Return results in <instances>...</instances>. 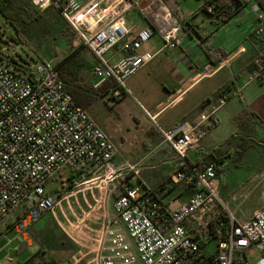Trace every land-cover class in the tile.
Masks as SVG:
<instances>
[{
  "label": "built area",
  "instance_id": "built-area-1",
  "mask_svg": "<svg viewBox=\"0 0 264 264\" xmlns=\"http://www.w3.org/2000/svg\"><path fill=\"white\" fill-rule=\"evenodd\" d=\"M13 1L0 0V6ZM23 1L38 10L59 12L73 31L72 50L84 46L92 54V76L99 83L112 81L114 94L127 93V79L157 53L180 45L182 20L162 0H148L144 7L128 0ZM252 1L257 21L254 36L264 45V11ZM215 5H207V12L213 14ZM132 8L145 15V29L126 28L122 16ZM154 34L161 40L160 48L141 52ZM112 49V54H121L115 61L112 54L106 55ZM59 62L46 57L35 70L0 62V219L22 206L14 228L26 233L61 200L76 194L60 198L45 192L44 184L67 168L81 178L75 188L85 184L77 190H96L91 212L99 216L96 229L85 225L90 214L84 216L89 220L77 218V227L73 224L66 232L77 246L73 264H264V200L247 220L239 221L214 188L224 164L211 163L200 170L186 159L187 152L216 125L215 111L229 94L218 96L212 109L200 113L194 122L183 120L169 129L155 125L162 142L178 158L169 185L191 190L179 201L181 193H174L170 186L156 195L133 185L138 163L112 162L115 145L88 111L74 102L59 77ZM259 74L254 70L248 81ZM110 199L112 216L108 214ZM79 228L96 235L92 246L76 240ZM211 242L214 249L207 254L204 249Z\"/></svg>",
  "mask_w": 264,
  "mask_h": 264
},
{
  "label": "crops",
  "instance_id": "crops-1",
  "mask_svg": "<svg viewBox=\"0 0 264 264\" xmlns=\"http://www.w3.org/2000/svg\"><path fill=\"white\" fill-rule=\"evenodd\" d=\"M128 1H139L141 7H144L148 0ZM162 1L168 10L182 20L183 31L180 35L179 47L157 53L151 61L129 77L126 81L127 93L114 94L109 89L108 92L97 97L86 110L118 149L120 141L116 139L115 131L119 128L123 132V127H126L128 145L123 151V156L126 160L129 159L125 155L130 156L139 163L138 175L131 177V183L132 179L136 178L144 190L161 195L163 189L169 186L161 184L177 167L178 158L162 139H155L153 142L149 135L142 137L140 128L147 124L160 138L155 125L169 129L183 120L194 122L200 113L212 109L218 99V93L224 91L229 94V98L215 111L216 125L206 133L196 148L187 152L186 159L193 165L204 162L208 153L237 131L233 118L243 108H247L259 120L257 122L256 118L251 120L254 131L253 141H249V144H252V148L238 152L233 145L230 149V157L239 162L236 169L240 172L250 171L247 174L248 179L252 176L256 181L259 179L264 182V81L259 79L248 81L250 72L247 69L264 51V45L254 36L257 21L251 10L253 1L246 0L245 6L221 23L217 18L203 11L205 3L209 0ZM219 1L232 2V0ZM122 17L126 28L132 31L143 30L147 25L145 15L138 8L129 9ZM188 25L200 33L202 41L189 33ZM160 46L161 40L158 34H154L140 51L154 53ZM204 50H207L214 60L222 55L223 58L217 63H212ZM113 52V49L109 50L106 55L109 56ZM82 55L85 65L79 73V83L96 89L101 83L91 74L93 56L85 49H82ZM112 55L111 61H115L121 54L116 52ZM134 134L142 137L141 142L132 141ZM251 150H254L255 157L260 159L252 172L251 168L248 170L244 168V163L251 165ZM224 168L215 178L216 187L220 186L217 178L225 177ZM179 187L174 188L173 192L181 193L180 201L190 195L191 190L184 186L181 189ZM89 193L91 202L87 201L85 207L81 205L80 213L72 221L61 224L66 237V232L72 230L71 225L77 227L79 217L87 220L88 218L84 216L91 214V220L85 225L88 228H97L99 216L91 212L95 208L96 190ZM111 204L110 199L109 216L113 215ZM250 215L239 221L247 220ZM34 226L35 224L31 228L36 232L38 229ZM78 232L77 241L90 246L94 244L92 240L96 236L94 233L86 228H79ZM24 238L31 244L28 237L24 236ZM69 241L76 252V244L71 239ZM75 252L71 253L70 257Z\"/></svg>",
  "mask_w": 264,
  "mask_h": 264
},
{
  "label": "rangeland",
  "instance_id": "rangeland-1",
  "mask_svg": "<svg viewBox=\"0 0 264 264\" xmlns=\"http://www.w3.org/2000/svg\"><path fill=\"white\" fill-rule=\"evenodd\" d=\"M76 1L83 4L87 0ZM28 11L31 14L30 17L16 24L19 29L17 31L0 13V62H7L11 67L16 64L35 70L40 59L51 57L61 60L70 52L73 49L74 34L57 10L52 8L37 10L28 6ZM63 28L65 32L61 31ZM83 49L87 51L84 46ZM123 128V132L119 128L115 131V137L120 141V145L118 149L112 141L118 150L112 162L114 164H120L123 161L138 163L130 156L125 155L129 160L123 156V151L128 145L126 127ZM140 133L142 137L151 136L153 142L155 139H161L147 124L140 128ZM142 137L134 134L132 141L140 140L141 142ZM254 153L255 151L251 150V165L244 163V168L247 170L251 168V172L260 161ZM188 157L191 159L189 154ZM255 158L256 160L253 161ZM238 165L239 162L236 159L227 156L224 163L225 177L224 179L218 177L220 186H214V188L220 198L230 206L238 220H243L262 205L264 182L259 179L256 181L252 176L248 179L247 174L250 171L240 172L236 169ZM79 182L81 178L78 175L64 168L44 184L46 193L57 195L60 198L65 193L76 192V194H70L69 198L61 200L51 213L41 216L34 223V228L38 229L36 232L31 228L33 225L26 233L18 232L14 228L24 211L22 206H17L2 216L0 219V262L10 260L9 264H73L70 255L75 252V249L64 235L61 224L72 221L80 213V206L85 207L87 201L92 200L89 191H85L83 195L80 190H77L85 187V184L78 188L74 187ZM132 184L143 189L136 178L132 179ZM181 188L183 186L180 185L179 189ZM25 234L31 240V244L24 238ZM213 249L214 242H211L204 251L208 254Z\"/></svg>",
  "mask_w": 264,
  "mask_h": 264
},
{
  "label": "trees",
  "instance_id": "trees-1",
  "mask_svg": "<svg viewBox=\"0 0 264 264\" xmlns=\"http://www.w3.org/2000/svg\"><path fill=\"white\" fill-rule=\"evenodd\" d=\"M215 2L214 13H208L206 10L207 5ZM247 3L246 0H232L231 3H223L219 0H209L205 3L203 11L209 15L214 16L218 19L219 23L227 20L229 17L233 16L239 9H241ZM258 6L264 11V0H256ZM28 6L32 7L28 2L23 0H16L9 4H3L0 6V13L3 17L9 21L10 25L19 30L17 23L20 21H25L30 17V12L28 11ZM33 8V7H32ZM35 9V8H34ZM38 10V9H37ZM189 33L202 41L203 38L200 33L192 26L188 25L187 27ZM65 32V28L61 30ZM83 47H78L74 50L68 52L59 62V77L63 82L64 87L72 96L74 102L86 109L97 97H100L104 93L108 92L109 89L113 86L112 81H105L100 84L96 89L90 88L87 85H82L79 83V73L83 66L85 65V60L82 55ZM206 56L212 61V63H217L220 59L223 58V55L218 57L216 60L212 59L211 54L204 50ZM251 62L248 66V71L252 73L254 70H259L260 74L257 79L264 81V51L257 58ZM225 93L221 91L218 93V96ZM256 118L255 114L249 111L247 108L243 110L233 118V122L237 127V131L231 134L222 144L217 148L213 149L205 157V161L196 164V166L201 170L206 165L211 163H223L227 156H230V149L233 145L236 146L238 152L245 151L252 148V144H249V141H253V123L252 119ZM259 121L256 118V122ZM250 134V135H249ZM220 172V169L218 170ZM169 177L164 179L161 185H169ZM170 186V185H169ZM174 185H171L169 188L174 189Z\"/></svg>",
  "mask_w": 264,
  "mask_h": 264
}]
</instances>
